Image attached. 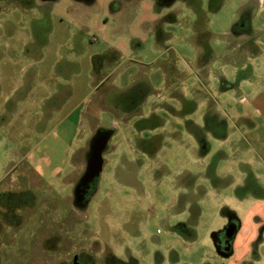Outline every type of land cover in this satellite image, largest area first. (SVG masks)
<instances>
[{"label": "rangeland", "instance_id": "obj_1", "mask_svg": "<svg viewBox=\"0 0 264 264\" xmlns=\"http://www.w3.org/2000/svg\"><path fill=\"white\" fill-rule=\"evenodd\" d=\"M43 1L0 0V264L231 255L227 229L241 220L246 229L261 204L257 155L232 118L238 73L254 72L240 55L246 69L235 74L237 54L218 28L233 0L213 22L209 54L199 53L185 5L158 46L152 0Z\"/></svg>", "mask_w": 264, "mask_h": 264}, {"label": "crops", "instance_id": "obj_2", "mask_svg": "<svg viewBox=\"0 0 264 264\" xmlns=\"http://www.w3.org/2000/svg\"><path fill=\"white\" fill-rule=\"evenodd\" d=\"M115 1L135 3L144 0ZM42 2L44 1L42 0ZM74 2L85 6H93L96 3L95 1L93 5H87L82 2ZM149 3L152 5L154 17H156L155 39L158 46L160 37L164 38L163 35H166V38L171 36L170 32L165 31L164 24L177 23L180 6L185 5L187 11L190 10L192 15V38L194 40H204V43L200 45V50L198 49L199 53H214L215 46L211 40L215 38L216 34H214L212 25L213 22L215 26H217L216 23H221L220 15L227 8L226 0H172L169 3H166L165 0H152ZM255 7L258 8L254 10ZM250 8H252V19L249 23L247 22L248 28L239 31L241 18L246 14V11L248 13ZM232 11L229 20L218 28L223 30L221 34L231 39V47L233 52L235 51L237 54H234L238 57L237 61L234 62V66H237L235 67L236 70L234 69L235 74L246 69L244 66L241 67L242 64H239L243 55L249 57L246 70L254 72L255 79L253 80L250 78L241 79L243 77L240 78V72L238 73V81L233 84V91L236 89L237 91L232 92L234 98L232 100L234 102L232 118L234 124L237 125V133L247 136L250 149L257 155V161L251 164V167L256 175L254 181L261 184V186H258V195H253V198H256L257 203L261 204L254 208L250 220L251 224L246 226V229H244L243 220H241V226L237 230L231 255H218L219 259L215 261L217 262L215 264H264V236L262 239L257 237L260 227H263L264 230V34L263 37H260V34L264 33V0H233ZM213 17L214 21L211 19ZM233 28H235V31ZM134 44L141 46L139 41H135ZM195 45L198 46L196 43ZM220 45L225 46V43H220ZM112 55H117V60L113 63L121 60L119 50H110L109 56ZM255 72H260V74L256 75ZM243 231H245L243 237L246 234L247 238L240 237Z\"/></svg>", "mask_w": 264, "mask_h": 264}, {"label": "water", "instance_id": "obj_3", "mask_svg": "<svg viewBox=\"0 0 264 264\" xmlns=\"http://www.w3.org/2000/svg\"><path fill=\"white\" fill-rule=\"evenodd\" d=\"M1 10V9H0ZM101 150L102 148L100 146H97L94 150V154H93V159L91 161L90 164V171L91 173L94 174H98L101 170V166H102V161H101ZM237 231V227L234 226H230L227 229V233H226V237L228 239H232L234 238L235 234ZM76 263V262H75ZM77 264V263H76Z\"/></svg>", "mask_w": 264, "mask_h": 264}, {"label": "trees", "instance_id": "obj_4", "mask_svg": "<svg viewBox=\"0 0 264 264\" xmlns=\"http://www.w3.org/2000/svg\"><path fill=\"white\" fill-rule=\"evenodd\" d=\"M74 1L82 2V3H85L87 5H93L96 0H74ZM170 1H172V0H170ZM170 1H167L166 3H169ZM233 30L235 31V28H233Z\"/></svg>", "mask_w": 264, "mask_h": 264}, {"label": "flooded vegetation", "instance_id": "obj_5", "mask_svg": "<svg viewBox=\"0 0 264 264\" xmlns=\"http://www.w3.org/2000/svg\"><path fill=\"white\" fill-rule=\"evenodd\" d=\"M233 223V222H232ZM220 241H222L221 239H220ZM225 241V240H224Z\"/></svg>", "mask_w": 264, "mask_h": 264}]
</instances>
